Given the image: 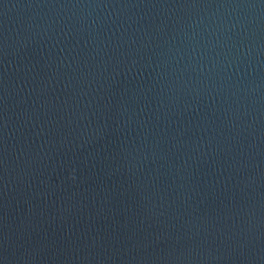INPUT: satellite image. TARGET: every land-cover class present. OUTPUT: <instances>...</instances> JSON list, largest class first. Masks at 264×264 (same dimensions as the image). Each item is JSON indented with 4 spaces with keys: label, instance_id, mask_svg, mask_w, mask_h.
I'll return each instance as SVG.
<instances>
[{
    "label": "water",
    "instance_id": "obj_1",
    "mask_svg": "<svg viewBox=\"0 0 264 264\" xmlns=\"http://www.w3.org/2000/svg\"><path fill=\"white\" fill-rule=\"evenodd\" d=\"M0 264H264V0H0Z\"/></svg>",
    "mask_w": 264,
    "mask_h": 264
}]
</instances>
